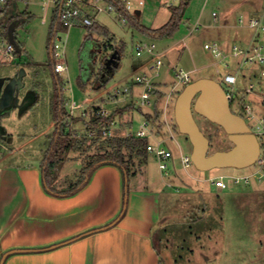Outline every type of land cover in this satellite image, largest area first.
Listing matches in <instances>:
<instances>
[{
	"label": "rangeland",
	"instance_id": "obj_1",
	"mask_svg": "<svg viewBox=\"0 0 264 264\" xmlns=\"http://www.w3.org/2000/svg\"><path fill=\"white\" fill-rule=\"evenodd\" d=\"M121 1L130 2L128 14L135 18L139 16V24L150 30L164 27L173 17L175 8L182 3V0ZM40 3L41 0H16L11 8L13 16L21 17L15 29L20 50H17L15 62L0 65V78L12 79L21 70H24V74L23 85L17 94L18 100L0 114V165H43L56 130L54 107L60 100V92L53 65L55 60L50 51L53 39L50 31L52 9L45 11ZM108 4V0L101 1L103 6ZM250 4V0H188L178 27L170 35L144 32L133 25L127 16L126 22H123L116 10L101 12L97 17V23L104 25L109 32L75 26L67 32L61 29L58 33L61 41H65L68 67L66 72L59 74L61 94L67 109L64 119L70 125L68 130L71 136L88 139L82 150L71 152L69 162L58 170V188H66L67 183L76 181L81 161H78L80 158H74L80 156L79 153L84 149L91 152V142L98 137L86 132L83 117L76 121L77 116H70V103L85 105L87 99L98 95L99 91L93 90V85L100 64L112 50H118L119 65L114 68L104 88L133 87V97L119 96L116 101H112L105 94L94 99V107L98 106L96 103L103 102L111 114L118 108L132 106L123 116H116L112 134L120 136L136 133L145 113H151L156 139L165 140L163 145L173 153L166 160L169 167L165 174L159 168L157 155L149 151L144 164L140 166L141 170L136 177L131 175L128 182L130 187H133L134 182H138L140 187L156 186L160 192L163 220L155 228L154 237L162 264H264V178L259 180L257 176L252 177L246 184L243 181L236 183L232 177H228L250 174L257 169V165L207 171L197 169L194 164L185 168L182 155H191L192 145L188 136L179 131L174 117L176 98L186 86L180 82L178 75L183 69L190 71L192 81L208 77L220 82L226 90L233 91L236 97L230 103L232 111L253 125L242 106V102H250L257 112L256 101L245 90L251 84L248 75L252 66L242 65L246 76L242 78L241 73H238L236 84L224 79L227 73H237L235 68L240 63L238 58L230 54L234 45L246 48L250 44H264L262 28L256 30L238 21L239 11L245 15L254 14L253 8H246ZM256 5L259 13L264 12V0H258ZM224 23L232 27L225 28ZM207 41L219 42L229 54L215 56L204 48ZM145 42L156 44L154 54L144 51L137 55V45ZM158 58L162 60L161 67L158 70L151 68ZM256 68L259 66L256 65ZM136 76H148L165 91L161 92L163 98L157 104L162 113L156 120V97L152 96L151 106L137 103L143 87L134 83ZM81 82L85 83L84 88ZM168 93L173 97L164 112ZM81 113L82 108L75 112L80 116ZM194 116L200 129L210 139L209 153L232 147L221 126L199 113L194 112ZM157 120L161 123L160 127ZM130 122L131 126L128 124ZM259 139L262 140L261 137ZM150 142L156 143L154 139ZM218 176H225L227 187L223 190L212 183V179Z\"/></svg>",
	"mask_w": 264,
	"mask_h": 264
},
{
	"label": "crops",
	"instance_id": "obj_2",
	"mask_svg": "<svg viewBox=\"0 0 264 264\" xmlns=\"http://www.w3.org/2000/svg\"><path fill=\"white\" fill-rule=\"evenodd\" d=\"M257 2L250 0L246 7L253 8V15L239 11L238 20L240 15L264 16ZM94 29L109 32L99 23ZM172 97L167 95L165 102ZM86 179L76 192L62 195L47 189L42 165H0V262L7 253L3 264H162L154 237L163 220L156 186L134 182L126 202L124 176L117 165H100Z\"/></svg>",
	"mask_w": 264,
	"mask_h": 264
},
{
	"label": "built area",
	"instance_id": "obj_3",
	"mask_svg": "<svg viewBox=\"0 0 264 264\" xmlns=\"http://www.w3.org/2000/svg\"><path fill=\"white\" fill-rule=\"evenodd\" d=\"M16 0H0V65H6L12 62H15L17 55V48L13 42L9 39V19L12 16L11 8L13 2ZM19 1V0H18ZM102 0H41V7L45 10H51L52 14L56 11L58 16V22L63 27L62 30L67 32L69 29L75 26H84L88 28H93L97 24V17L101 12L116 10L119 12L120 18H123L122 21L126 22V16L129 12L130 2H123V7L120 8L115 3L110 2L107 6L101 5ZM142 3V1H140ZM264 16H254L250 18H245L243 15L239 17V23L243 26H248L258 30L262 28L264 30ZM61 29H56L53 34V39L51 43V56L55 60L54 71L58 74L66 72L68 70L65 56V41H61V37L58 36V33ZM60 40V41H59ZM204 48L210 50L215 54V56H225L229 53H226L219 42L207 41L204 44ZM156 49L155 43H141L137 45V55H141L144 51H147L150 54H154ZM232 54L235 58L240 60V63L235 68L237 73H227L224 77L225 81L231 84H236L239 80L238 73H241L242 78H245L246 73L242 71V65L248 64L252 66L250 73L248 75L250 85L246 87V92L252 94L254 100L256 101V111L253 110L252 104L250 102H242L244 111L249 115L250 119L253 122V125H249L251 132L256 135L259 141L260 153L254 163L257 165V169L245 176H228L232 177L236 183L244 182L248 184L252 177H256L261 180L264 178V44L260 45H249L248 47H243L239 45H234ZM162 65V60L158 58L151 68L158 70ZM256 65L259 68H256ZM158 74V73H157ZM180 82L188 84L192 81L190 71H185L180 69L179 72ZM139 85H142V94L141 98L137 100V103L140 106H151L152 96L156 97L157 92H161L160 89L152 82L148 76H136L135 82ZM258 86V89L256 87ZM103 92L97 95V98H100L102 95L107 94L112 101H116L119 96H130L131 88L129 86H124L123 88L114 87L113 89L103 88ZM225 89V88H224ZM173 91V90H171ZM227 97L229 102L235 100V93L233 91L226 90ZM171 93H168V97ZM94 99L89 98L86 100L85 105L75 104L74 102L70 103V116H80L76 115L75 112L78 108H82L81 117L86 118L85 128L86 132L89 135H102V136H112V131L115 129L114 122L109 124V121L102 119L100 122L89 123L91 121V115L101 116L102 118L110 117V112L103 106V102L96 103L94 107ZM68 103V101H67ZM168 101L165 102L164 112H166ZM92 109H88V107ZM98 107V109H96ZM88 109V110H87ZM242 116V115H241ZM243 117V116H242ZM245 119V118H244ZM247 122V121H246ZM70 128V125L68 129ZM130 134V133H129ZM137 137H148L156 141L155 144L150 142L147 146V150L154 152L159 159V168L165 174L168 173V163L166 160L173 156L172 151L165 147L163 143L165 140L156 139L155 135V126L153 121L145 117L140 124V129L136 133H131ZM259 137L262 138L259 139ZM182 163L185 168L191 166L192 161L190 155H182ZM212 183L219 190H223L227 187L225 182V176H218L212 179Z\"/></svg>",
	"mask_w": 264,
	"mask_h": 264
},
{
	"label": "water",
	"instance_id": "obj_4",
	"mask_svg": "<svg viewBox=\"0 0 264 264\" xmlns=\"http://www.w3.org/2000/svg\"><path fill=\"white\" fill-rule=\"evenodd\" d=\"M19 21L14 20L8 29L9 39L20 50L15 39V29ZM118 50L105 61L106 71L119 64ZM24 70L12 79L0 78V111L11 106L18 100V90L22 87ZM194 112L203 115L210 121L221 126L233 146L227 150H216L209 153L210 139L200 129ZM174 117L179 131L186 134L192 145L190 155L192 163L201 171L214 168H243L256 162L259 153V141L251 132L244 117L232 111L226 91L215 79L202 77L186 84L176 98ZM127 200L128 178L125 179ZM125 208V206H124ZM7 253L2 256L0 264L4 263Z\"/></svg>",
	"mask_w": 264,
	"mask_h": 264
},
{
	"label": "trees",
	"instance_id": "obj_5",
	"mask_svg": "<svg viewBox=\"0 0 264 264\" xmlns=\"http://www.w3.org/2000/svg\"><path fill=\"white\" fill-rule=\"evenodd\" d=\"M111 2L115 3L120 8L123 7V1L121 0H111ZM188 4V0H182L180 7L175 8L173 17L170 21L161 29H147L146 27L139 24V21L134 16H131L127 13V17L132 22L133 25H137L142 31L150 32L152 34L158 35H170L172 32L178 27V23L180 21V17L182 16L183 8ZM21 17L11 16L8 24L12 23L14 20H18ZM96 26V25H95ZM95 26L93 28H95ZM63 27L58 22V16L56 11L52 14L50 31L51 34H54L56 29H62ZM120 54V53H119ZM105 65V57L101 62V65ZM55 61L53 62V65ZM56 73V72H55ZM57 74V84L60 95L59 102L54 107V120L56 125V130L54 133V137L51 142V147L47 151L46 158H44L42 170H43V180L47 189L51 192L69 195L76 192L80 189L86 182L88 177L93 170H95L98 166L103 164H114L120 167L123 172L124 181L126 177L128 178V182L130 180V176H135L141 167L144 164L145 158L148 156L147 146L150 143L151 139L148 137H137L134 134H127L124 136L120 135H112L102 137V135H98V137L94 138L91 142V147L93 146V150L87 151L84 149L79 153L80 156H76L74 159L81 160V168L78 171L76 181L67 183L66 188L59 189L58 188V170L60 167L70 159V153L75 150H82V148L87 143L88 139L83 137L81 139L75 138L70 135L68 127L69 123L65 122L64 116L67 112L65 107V101L62 98V88L60 86V77ZM98 78L94 82V89L96 91H100L104 88L106 83L112 77V74L107 76H101L100 72H98ZM81 87L84 88L85 83H80ZM158 97V98H157ZM165 97V96H164ZM163 98V94L161 92H157L156 100L154 103V108L156 110L155 120L162 113V110H158L157 104L160 99ZM132 106L128 105L124 108H118L110 114V117L102 118L101 116L91 115V121L89 123L100 122L102 119L109 121V124H112L116 116H123L125 111L131 109ZM98 109V107L96 108ZM234 112V111H233ZM152 114L147 112L145 113V117L150 118L153 121L151 116ZM79 117V118H78ZM81 116H77L75 119L80 120ZM84 121L86 118L83 117ZM158 121V120H157ZM159 122V121H158ZM127 123V122H126ZM125 123V124H126ZM155 124V122L153 121ZM130 126L132 122L128 123ZM158 127L161 126V123H158ZM160 129V128H159ZM139 167V169H138ZM129 186V184H128Z\"/></svg>",
	"mask_w": 264,
	"mask_h": 264
},
{
	"label": "flooded vegetation",
	"instance_id": "obj_6",
	"mask_svg": "<svg viewBox=\"0 0 264 264\" xmlns=\"http://www.w3.org/2000/svg\"><path fill=\"white\" fill-rule=\"evenodd\" d=\"M112 53H113V52H112ZM112 53H110L109 55H111ZM109 55H108V56H109ZM99 72L102 73V74H103V73H106V74H107L104 63H103V65L100 64ZM208 138H209V137H208ZM232 146H233V145H232ZM229 149H230V148H229Z\"/></svg>",
	"mask_w": 264,
	"mask_h": 264
}]
</instances>
